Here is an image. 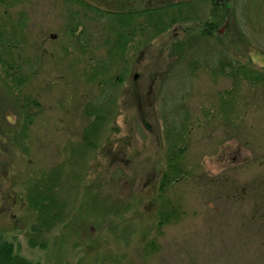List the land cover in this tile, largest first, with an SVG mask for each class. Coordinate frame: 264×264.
Segmentation results:
<instances>
[{"label": "rangeland", "instance_id": "obj_1", "mask_svg": "<svg viewBox=\"0 0 264 264\" xmlns=\"http://www.w3.org/2000/svg\"><path fill=\"white\" fill-rule=\"evenodd\" d=\"M112 1L139 9L158 0ZM226 1L234 14L217 29L207 63L200 56L189 72L185 42L202 23H181L146 48L132 47L129 71L110 88L87 80L92 43L82 51L68 31L75 26L71 11H82L77 5L0 1V24H14L12 56L22 63L17 86L0 77V116L12 123L2 128L0 143V236L18 254L39 264H264V99L244 85L241 109L225 115L221 97L232 82L211 71L219 52L264 71V0ZM177 41L184 42L180 54L172 50ZM17 94L40 106L30 107L28 131L15 139L22 116ZM109 95L112 115L96 147L80 157L75 173L82 178L68 217L45 248L30 245L35 212L25 202L27 184L66 160L93 120L84 114L86 105ZM175 104L182 108L174 111ZM173 113L190 127L187 171L167 190L179 216L157 228L154 200Z\"/></svg>", "mask_w": 264, "mask_h": 264}, {"label": "trees", "instance_id": "obj_2", "mask_svg": "<svg viewBox=\"0 0 264 264\" xmlns=\"http://www.w3.org/2000/svg\"><path fill=\"white\" fill-rule=\"evenodd\" d=\"M1 1V0H0ZM119 0H117L118 2ZM77 5L82 11L73 12L75 26L68 31L75 36L79 49H88L92 53L90 71L86 73L88 81H98L106 84L107 88L123 82L124 75L129 71V55L132 47H147L150 40L168 29L181 23L198 21L202 25L198 34L187 37L186 49L190 51L189 72L200 56L205 63L212 56V39L218 34L220 24L229 21L233 8L226 0H158L155 4L139 8H123L112 0H67ZM71 8L72 5H71ZM235 11V10H234ZM3 22V21H2ZM93 24V27L89 26ZM81 27L77 34L76 28ZM14 24L5 26L0 24V77L6 84L17 86L22 82V63L15 61L12 52L18 48L15 41ZM206 44L200 48L199 42ZM184 42H174L172 50L182 48ZM128 53V54H127ZM143 54V52H141ZM211 71L221 77L231 80L232 85L226 96L221 97V109L225 115L229 111L241 109L238 104V91L242 86L257 88L264 99V71L256 69L248 61L228 58L227 54H215V61ZM103 92V91H102ZM17 107L22 113L17 122L20 135H25L32 122L30 107L38 108L40 103L26 96L17 94ZM114 101L109 95L106 100L92 101L86 105L84 114L93 115L92 122L83 129L82 137L72 149L66 160L55 164L46 171L33 176L25 190V202L29 209L35 212V220L30 225L31 235L29 244L45 248L48 235L68 217L69 209L74 201L81 173H75L81 167V159L87 148L94 149L101 134L103 124L110 119ZM173 110L182 108L175 104ZM176 108V110H175ZM0 107V112H4ZM1 114V113H0ZM178 114L173 113L167 120L164 130V147L161 159V170L157 182V196H155V220L157 228L179 216V209L167 195L171 183L186 173L184 161L187 142L185 140L190 127L183 121L177 120ZM11 121L7 115L0 116V143L4 144L5 131L2 128ZM12 124V123H11ZM1 153V152H0ZM71 153L73 154L72 158ZM75 153V154H74ZM0 170H5L0 167ZM0 264H39L18 254L12 242L0 236Z\"/></svg>", "mask_w": 264, "mask_h": 264}]
</instances>
